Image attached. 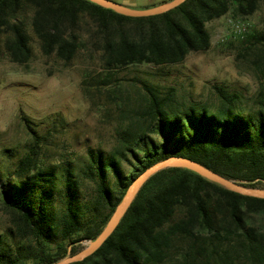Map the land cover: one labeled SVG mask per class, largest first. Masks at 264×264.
Instances as JSON below:
<instances>
[{
  "label": "trees",
  "instance_id": "obj_1",
  "mask_svg": "<svg viewBox=\"0 0 264 264\" xmlns=\"http://www.w3.org/2000/svg\"><path fill=\"white\" fill-rule=\"evenodd\" d=\"M263 2L187 0L161 15L129 17L89 0H0V46L12 63L28 66L35 56L29 23L46 57L70 63L85 48L98 54L108 82L132 65H175L208 51V23L229 13L250 17ZM246 41L264 48V34ZM145 88L147 124L119 132L115 150L39 167L35 135L12 178L0 174V181L7 179L2 196L11 223L0 232V264H56L75 255L79 243L101 235L134 181L171 157L251 188L264 185V87L249 109L217 87L215 110ZM74 264H264V199L189 169H165L143 185L102 247Z\"/></svg>",
  "mask_w": 264,
  "mask_h": 264
},
{
  "label": "rangeland",
  "instance_id": "obj_2",
  "mask_svg": "<svg viewBox=\"0 0 264 264\" xmlns=\"http://www.w3.org/2000/svg\"><path fill=\"white\" fill-rule=\"evenodd\" d=\"M171 1L119 3L145 10ZM206 27L211 36L208 51L191 53L175 65H132L114 72L107 82L98 54L82 48L70 63L55 55L46 57L28 23L35 54L28 66L12 63L0 46V174L12 178L18 162L34 146L35 135L41 140L39 167L76 162L90 150H115L119 132L147 124L142 115L147 107L146 84L155 86L162 97L174 94L179 104H201L215 110L220 105L216 89L220 87L239 96L244 108L254 107L264 87V48L254 47L246 38L264 34V2L250 17L229 13ZM12 181L18 182L17 178ZM6 182L4 177L0 181L1 233L11 226L3 205ZM254 188L264 190V185ZM91 243H79L78 253ZM234 256L238 262L244 261L242 256Z\"/></svg>",
  "mask_w": 264,
  "mask_h": 264
},
{
  "label": "water",
  "instance_id": "obj_3",
  "mask_svg": "<svg viewBox=\"0 0 264 264\" xmlns=\"http://www.w3.org/2000/svg\"><path fill=\"white\" fill-rule=\"evenodd\" d=\"M101 7H104L106 9H111L115 11L116 13L129 16V17H149V16H155V15H161L164 13H167L169 11H172L179 6H181L183 3H185L187 0H173L169 3L163 4L159 7H154L150 9L145 10H136L132 9L130 7H127L119 2L113 1V0H89ZM185 168L189 169L191 171L196 172L197 174L203 176L204 178L217 183L224 188L234 191L236 193H239L244 196L249 197H255V198H261L264 199V190L261 189H255L248 186H245L241 184L238 181L228 179L206 167L203 165L184 158V157H171L169 159H166L162 162H159L146 170L143 174H141L132 184L130 189L128 190L126 196L122 200V202L117 207L115 213L113 214L112 218L110 219L109 223L107 224L104 231L101 233V235L95 240L92 241V243L82 250L81 252L72 255L68 258H65L61 260L60 262L56 264H74L80 261H83L87 257L93 255L97 250H99L102 245L106 242V240L114 233V231L119 226L121 220L127 213L128 209L130 208L131 204L137 197L139 191L143 187V185L155 174H157L160 171H163L168 168Z\"/></svg>",
  "mask_w": 264,
  "mask_h": 264
}]
</instances>
